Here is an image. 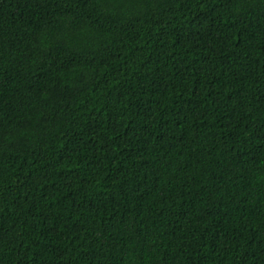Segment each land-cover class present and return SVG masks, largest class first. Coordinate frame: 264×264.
Segmentation results:
<instances>
[{"label": "trees", "instance_id": "trees-1", "mask_svg": "<svg viewBox=\"0 0 264 264\" xmlns=\"http://www.w3.org/2000/svg\"><path fill=\"white\" fill-rule=\"evenodd\" d=\"M0 264H264V0H0Z\"/></svg>", "mask_w": 264, "mask_h": 264}]
</instances>
